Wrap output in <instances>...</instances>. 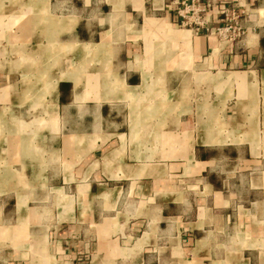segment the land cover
<instances>
[{
  "label": "crops",
  "instance_id": "1",
  "mask_svg": "<svg viewBox=\"0 0 264 264\" xmlns=\"http://www.w3.org/2000/svg\"><path fill=\"white\" fill-rule=\"evenodd\" d=\"M184 1L0 0V264H264V0Z\"/></svg>",
  "mask_w": 264,
  "mask_h": 264
},
{
  "label": "built area",
  "instance_id": "2",
  "mask_svg": "<svg viewBox=\"0 0 264 264\" xmlns=\"http://www.w3.org/2000/svg\"><path fill=\"white\" fill-rule=\"evenodd\" d=\"M180 6L178 12L182 17V27L191 25L205 26V17L202 15L206 14L207 11L213 7V3L208 0L202 5L198 0H191L182 2ZM221 13L224 25L208 30L217 35L221 40L227 42H234L243 38L246 31L241 25V14L233 8H225Z\"/></svg>",
  "mask_w": 264,
  "mask_h": 264
}]
</instances>
